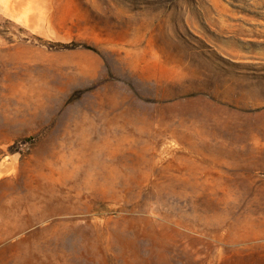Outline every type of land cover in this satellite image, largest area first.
<instances>
[{
	"label": "rangeland",
	"instance_id": "1",
	"mask_svg": "<svg viewBox=\"0 0 264 264\" xmlns=\"http://www.w3.org/2000/svg\"><path fill=\"white\" fill-rule=\"evenodd\" d=\"M0 264H264V0H0Z\"/></svg>",
	"mask_w": 264,
	"mask_h": 264
},
{
	"label": "bare ground",
	"instance_id": "2",
	"mask_svg": "<svg viewBox=\"0 0 264 264\" xmlns=\"http://www.w3.org/2000/svg\"><path fill=\"white\" fill-rule=\"evenodd\" d=\"M83 161H85V160H83V159L81 158L80 161H79V165H77V166L74 168L73 171H69L68 169H66V172L71 173L73 176L77 175V174L79 173L80 169L82 168V162H83ZM1 214H2L3 216H6V215L9 216V212H8V211L6 212L5 209L1 210Z\"/></svg>",
	"mask_w": 264,
	"mask_h": 264
}]
</instances>
